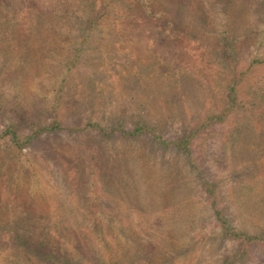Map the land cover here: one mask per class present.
Returning <instances> with one entry per match:
<instances>
[{
  "label": "rangeland",
  "instance_id": "rangeland-1",
  "mask_svg": "<svg viewBox=\"0 0 264 264\" xmlns=\"http://www.w3.org/2000/svg\"><path fill=\"white\" fill-rule=\"evenodd\" d=\"M31 2L63 20L0 38V264H49L5 239L18 227L66 231L58 244L77 264H264V244L239 253L223 236L202 185L236 230L264 232V209L230 193L264 174V127L230 141L235 118L198 129L223 107L224 37L242 43L237 70L253 64L237 101L264 83V0L135 1L82 35L79 0ZM191 132L189 152L175 148Z\"/></svg>",
  "mask_w": 264,
  "mask_h": 264
},
{
  "label": "trees",
  "instance_id": "trees-1",
  "mask_svg": "<svg viewBox=\"0 0 264 264\" xmlns=\"http://www.w3.org/2000/svg\"><path fill=\"white\" fill-rule=\"evenodd\" d=\"M31 1L33 0H0V38L4 39V41H8L13 37L22 34L29 38V36L34 33V35H37L41 31L40 29L33 32L34 27L38 26V24L52 19H55L56 21L63 20L61 14H54L53 16L52 14H45L40 8L36 9L37 7L34 6ZM135 1L141 2L140 5L146 7V5L142 3L143 0H79V2L76 3V10H74V20L75 25L78 26V33L82 35L86 30L87 32L90 31L100 20H104L110 16L113 17L117 15L120 19L128 17L134 9L131 5H134L133 3H135ZM68 19L69 18L66 16V20ZM221 42L222 45L219 48L220 53L216 52V56L221 59H229L230 61L228 66L229 70L225 73L227 75L220 74L222 76L218 78L219 81L222 80L221 82L223 84V107L219 112H216V114L214 113L209 116L205 123L198 126V129L204 127L206 123L227 121L229 118H235L238 122L235 126L230 128V134H228V141H230L243 133L244 127L246 124L248 125V123L254 124L255 128L264 127V124L260 122L261 120H264V83L256 87V91L251 95V101H249L247 105L239 103L237 101L238 83L243 76L251 72L253 64L251 66L249 65L246 71L237 70L232 62L237 60L238 52L241 48L240 44L242 43H237L233 40L231 41L226 37H224ZM255 63H260V65L264 66V58L261 61L254 60V64ZM246 109L248 112L243 116V121L240 123L239 115L237 116L236 113L240 110ZM98 129L103 133L102 128L99 127ZM142 130L144 129L139 126L133 130V132L129 133L128 136L137 137ZM193 133L194 132L188 133V135L185 136V139L173 143L175 148L183 150L184 152H189V142L194 135ZM35 134H38V132ZM256 134L257 135L255 136L262 135V133ZM7 135L11 136L13 145L18 147L19 137L12 130L11 126L5 131V136ZM34 136L35 135L25 137L23 143L26 145L30 144L34 139ZM1 137L3 136H0V139ZM23 143H21V145ZM225 151L227 153V149L224 150V152ZM262 173L259 177L255 176L257 174H248L250 177L247 180L242 181L240 185H232V191L230 192L231 196L238 195V199L244 200L243 205H245V211L247 213L252 214V210L257 208V212L264 209V174ZM202 185L205 195L210 198V212L218 222L221 233L224 237L237 243L239 253H241L242 249L248 245H253L259 242L264 244L263 229L258 228V230L252 234L246 231L236 230L232 224L228 222L223 210L217 207L215 186L208 182H204ZM235 208H238L237 204L235 205ZM65 233L66 231L63 230H52L51 228L46 227L34 229L29 227H18L15 231L7 230L3 235L4 237L7 236L5 239L8 242L19 246L23 252H27V254L35 260L44 261L49 264H77L78 261L81 263L82 257H84L83 254L74 250L73 255L69 257L65 254L63 244H58L61 238L64 240ZM237 253L238 252H236L235 256L239 254ZM20 261L22 262L21 258ZM226 264L231 263L226 262Z\"/></svg>",
  "mask_w": 264,
  "mask_h": 264
}]
</instances>
